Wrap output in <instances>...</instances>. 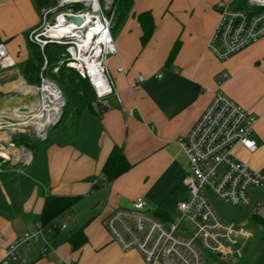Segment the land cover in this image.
Returning a JSON list of instances; mask_svg holds the SVG:
<instances>
[{
  "label": "crops",
  "instance_id": "1",
  "mask_svg": "<svg viewBox=\"0 0 264 264\" xmlns=\"http://www.w3.org/2000/svg\"><path fill=\"white\" fill-rule=\"evenodd\" d=\"M35 2L0 0V42L15 60L14 66L0 70V109L36 100L32 91L20 89L22 82L33 87L21 65L29 56L28 33L40 22ZM161 3L130 0L122 8L121 21L114 27L118 53L108 65L120 101L114 95L98 101L103 126L99 156L94 159L72 144L49 146V186L35 188L21 214L11 219L0 215V259L18 235L42 224L38 217L44 193H50L78 199L71 210L44 225L47 252L42 240L20 248L26 264H148L138 250H124L113 239L106 216L117 207H131L139 197L163 219L176 209L188 194L184 181L189 172L178 139L189 132L221 83L230 98L259 116L254 133L257 150L237 146L236 152L253 168L264 171V38L221 60L209 49L218 22L214 0H183L167 7ZM147 11L154 28L143 41L139 15ZM177 44L178 52L167 64ZM159 71H164L162 78L155 76ZM140 76L144 80L138 82ZM115 145L123 148L132 167L108 181L102 169ZM252 197L264 204L260 190H253ZM81 229L88 241L73 249L69 238Z\"/></svg>",
  "mask_w": 264,
  "mask_h": 264
},
{
  "label": "built area",
  "instance_id": "2",
  "mask_svg": "<svg viewBox=\"0 0 264 264\" xmlns=\"http://www.w3.org/2000/svg\"><path fill=\"white\" fill-rule=\"evenodd\" d=\"M42 1L39 7L41 20L29 31L28 40L41 50L51 44L64 46V57L59 64H65L88 79L98 101L111 95L120 101L108 67L109 56L118 51L113 35L115 0ZM214 7L218 22L209 49L219 59L226 60L264 38V0H214ZM72 16L80 17L82 21L77 23ZM14 65L15 60L6 44L0 42V70ZM46 65L47 60L43 68ZM155 76L162 78L164 71ZM226 76L225 73L223 78ZM47 80L56 85L62 97L54 122L59 120L66 99L58 84L45 76L33 91L40 95L39 100L10 110L0 109V172L5 165L23 172V168L32 163V152L16 145L15 135L30 136L27 128L33 127L38 139L47 137V127L54 122L40 132L33 125L21 124L32 114L26 106L43 98V84ZM143 80L142 76L137 79L138 82ZM258 121L259 116L230 98L221 83L189 132L178 139L189 161V172L184 181L187 196L165 219L149 210L142 197L135 199L131 207H117L105 219L113 239L124 250H138L148 264H240L243 250L253 236L249 222L223 221L213 209L206 191L245 208L251 220H264L263 202L252 197L255 189L264 195V171L253 168L236 152L237 146L249 152L257 150L254 133ZM14 151H18V155ZM186 223L191 227L187 228ZM46 235L47 229L42 224L21 233L7 247L0 264H26L20 248L41 240L48 246Z\"/></svg>",
  "mask_w": 264,
  "mask_h": 264
},
{
  "label": "trees",
  "instance_id": "3",
  "mask_svg": "<svg viewBox=\"0 0 264 264\" xmlns=\"http://www.w3.org/2000/svg\"><path fill=\"white\" fill-rule=\"evenodd\" d=\"M130 0H115L116 19L115 28L122 18L124 8H127ZM37 7L42 0H36ZM123 8V9H122ZM139 20L143 26V41L151 35L154 23L149 11L141 13ZM178 44L172 50L167 64H170L178 52ZM29 56L21 65L22 74L29 85H40L42 76L51 78L61 88L66 104L63 107L57 123L51 127L45 139L32 138L27 134L19 133L14 136V142L18 146H24L33 154L32 163L25 167L23 172L5 165L0 172V215L11 219L23 212V204L31 197L35 188L48 187L50 175L48 168L47 150L52 144H72L81 153L94 159L99 156V139L103 126L101 123L102 108L88 79L82 78L79 73L59 64L63 59L65 47L58 44L47 45L43 50L38 45L28 40ZM45 60L47 65L43 68ZM58 67V70L55 68ZM121 146L115 145L111 150L103 166V174L108 181H113L120 175L131 169ZM44 191V190H43ZM42 191V192H43ZM44 207L38 219L42 225L50 223L63 213L72 209L78 197L59 196L44 193ZM264 230V220H253ZM88 239L83 229L74 233L70 238L73 249H80ZM48 246H45V252Z\"/></svg>",
  "mask_w": 264,
  "mask_h": 264
},
{
  "label": "rangeland",
  "instance_id": "4",
  "mask_svg": "<svg viewBox=\"0 0 264 264\" xmlns=\"http://www.w3.org/2000/svg\"><path fill=\"white\" fill-rule=\"evenodd\" d=\"M153 4L155 3H161L162 5H167L176 3L178 5L183 0H151ZM35 6L37 10L39 11V8L37 7V3L35 2ZM40 12V11H39ZM41 20V16H40ZM115 26V23H114ZM113 35L115 38V30L113 29ZM118 53V52H117ZM117 56V54L115 55ZM234 56V55H233ZM232 57V55H231ZM112 55L108 58V65H110ZM56 70V69H55ZM58 70V69H57ZM109 71L113 77V70L109 66ZM114 79V78H113ZM22 88V84L20 85V89ZM23 90V89H21ZM52 126L47 127V131L51 129ZM29 130V134L32 138H37V135L34 132V128H27ZM48 134V133H47ZM25 168H23L24 170ZM14 170H17L18 172H21L18 170V168H15ZM206 195L215 210V212L218 214V216L227 223H242L243 221L248 220L249 224L248 227L252 229L253 236L252 238L247 242L244 250H243V257L240 260V264H264V230H262V227L258 225L255 221L251 220L246 215V209L234 206L225 200L218 198L214 194H212L210 191H206ZM187 228H190L191 225L189 223L184 224Z\"/></svg>",
  "mask_w": 264,
  "mask_h": 264
},
{
  "label": "bare ground",
  "instance_id": "5",
  "mask_svg": "<svg viewBox=\"0 0 264 264\" xmlns=\"http://www.w3.org/2000/svg\"><path fill=\"white\" fill-rule=\"evenodd\" d=\"M21 84L23 91H36L35 87H29L25 82ZM61 101L62 97L56 85L49 80L45 81L43 84V98L40 102H32L26 106L32 114L30 119L22 121L21 124L33 125L40 132L47 125L55 121L57 113H59ZM14 153L18 155V151H14Z\"/></svg>",
  "mask_w": 264,
  "mask_h": 264
},
{
  "label": "water",
  "instance_id": "6",
  "mask_svg": "<svg viewBox=\"0 0 264 264\" xmlns=\"http://www.w3.org/2000/svg\"><path fill=\"white\" fill-rule=\"evenodd\" d=\"M72 18H73V20H75V22H77V23H80L81 21H82V19L80 18V17H77V16H72ZM33 87H35V88H38V86H35V85H33ZM35 98L37 99V100H39L40 99V95L39 94H36L35 95ZM31 99V98H30ZM63 113V111L61 112V114ZM58 121V120H57ZM57 121L56 122H54L53 124H52V126H54L56 123H57Z\"/></svg>",
  "mask_w": 264,
  "mask_h": 264
}]
</instances>
